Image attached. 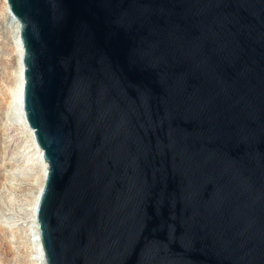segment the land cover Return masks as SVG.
<instances>
[{
  "label": "water",
  "instance_id": "1",
  "mask_svg": "<svg viewBox=\"0 0 264 264\" xmlns=\"http://www.w3.org/2000/svg\"><path fill=\"white\" fill-rule=\"evenodd\" d=\"M5 1L45 264H264V0Z\"/></svg>",
  "mask_w": 264,
  "mask_h": 264
},
{
  "label": "rangeland",
  "instance_id": "2",
  "mask_svg": "<svg viewBox=\"0 0 264 264\" xmlns=\"http://www.w3.org/2000/svg\"><path fill=\"white\" fill-rule=\"evenodd\" d=\"M17 67L13 22L0 0V264H41L30 227L41 169L30 163L29 135L10 113Z\"/></svg>",
  "mask_w": 264,
  "mask_h": 264
},
{
  "label": "bare ground",
  "instance_id": "3",
  "mask_svg": "<svg viewBox=\"0 0 264 264\" xmlns=\"http://www.w3.org/2000/svg\"><path fill=\"white\" fill-rule=\"evenodd\" d=\"M6 10H7V15L10 18V20L12 21L9 13H8V7L6 4ZM13 22V21H12ZM13 26H14V34H15V39L17 41V47H18V67H17V83L15 86V89L13 93V100L11 102V114L16 118V120H18L21 125H23V127L25 128L26 132L29 135L30 138V144L29 147L32 150V156H31V161L30 163H32L35 167L40 168L41 169V174H42V184L40 185L39 190L35 193V200L32 204V208H31V230L35 236V245L37 246V253H38V257L41 261V264H45L44 262V254L41 248V243L39 240V231L37 228V224L35 221V213H36V205L39 199V195L41 193V190L43 188L44 185V180H45V176H46V172H47V165L43 160L42 157V152L37 148L35 141H34V137H33V131L31 129L28 128V126L25 124V120H24V116H23V110H22V93H23V67H22V63H21V57L23 54V51L21 49V45H20V41H19V26L17 23L13 22ZM39 262V260H38Z\"/></svg>",
  "mask_w": 264,
  "mask_h": 264
}]
</instances>
